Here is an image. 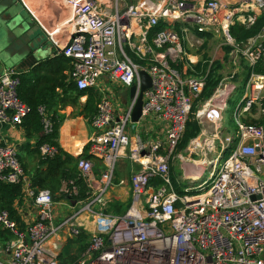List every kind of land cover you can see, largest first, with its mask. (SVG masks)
Masks as SVG:
<instances>
[{"label":"built area","instance_id":"1","mask_svg":"<svg viewBox=\"0 0 264 264\" xmlns=\"http://www.w3.org/2000/svg\"><path fill=\"white\" fill-rule=\"evenodd\" d=\"M67 3L70 14L62 26L70 36L61 56L69 60V79L78 91L105 86L97 94L86 145L102 169L96 174L92 160L78 161L87 195L77 201L64 199L72 212L55 219L51 193L33 188L16 147L0 142V183L20 185L22 199L36 212L33 221L21 226L8 211H0V231L7 233L0 264H60L61 235L86 237L73 264H264V22L243 47L229 36L235 24L249 29L264 19V0L235 5L221 0H162L137 6L124 0ZM159 21L169 24L151 35ZM175 22L185 26L176 29ZM197 34L230 38L232 54L239 58L233 65L240 68L242 61L249 75L232 110V131L206 161L208 181L194 186L188 179L191 185L179 194L169 166L206 86L207 75L187 73L185 64V43L191 48L201 43ZM140 72L151 86L143 92L141 116L133 123ZM20 74L14 68L0 70V124L20 127L29 112L18 95ZM132 86L135 94L130 97ZM113 88L128 95L123 109ZM37 111L43 135L52 133L48 109L41 105ZM150 122H159L160 131H150ZM38 153L45 160L57 150L43 144ZM123 158L131 167V200L123 214H114L107 212L108 192ZM60 193L70 198L78 190L63 184Z\"/></svg>","mask_w":264,"mask_h":264},{"label":"crops","instance_id":"2","mask_svg":"<svg viewBox=\"0 0 264 264\" xmlns=\"http://www.w3.org/2000/svg\"><path fill=\"white\" fill-rule=\"evenodd\" d=\"M95 1L103 2L104 0ZM185 1L188 4H197L204 0ZM221 1L230 5L251 2V0ZM140 2V0H136L134 5H140ZM161 2L162 0H153L151 4ZM69 14L67 0H0V29L8 26L10 20L12 28L14 25L18 29L13 34L6 31V33L0 35V70L14 68L20 73L30 76L34 69L41 66L42 68L38 70V73L40 76H46V80L59 77L63 67V63L59 61L62 59L61 49L66 45L70 36L68 29L62 25L68 19ZM167 23L169 24V22ZM194 37H200L204 41L218 39V37L208 34H205V37L198 35ZM65 66L67 70L63 73L69 81L70 63L68 62ZM47 67H52V69L45 73ZM57 81L61 83L60 78ZM102 89H105V86L100 83L99 88L96 89L97 91L93 92H96L97 96ZM121 91L123 90L113 88L112 93L121 97L118 93ZM86 100L87 95L77 99L74 93H63V89L58 87L51 107V112L57 113L62 120L58 131L59 147L73 158L83 154L92 134V128L87 121L89 115L85 112ZM117 104L119 109H123L120 104L124 106V101L117 100ZM154 128L155 132L160 131L161 124L150 122V131H154ZM0 142L9 143L16 147L25 176L31 181L34 173L39 168L38 154L34 151L37 137L27 138L21 127L0 124ZM91 160L94 163V170L98 174L102 169V164L92 157ZM198 170L197 168L194 169L195 174L199 173ZM129 172V160L126 158L120 159L115 169V186L108 192V202L122 203L121 198L130 195L128 204L130 203L129 176L127 179ZM187 178L196 182L199 180L191 177ZM119 181H123L124 184L119 186ZM58 205H67V203L65 201L63 203L59 202ZM11 210L12 216L18 219V223L23 226L35 218L36 212L33 207H30L29 203L22 199V191L19 198L12 202ZM9 213L11 214L10 211ZM61 236L65 238V235ZM3 244L4 242L0 241V246ZM0 257L2 256L0 255Z\"/></svg>","mask_w":264,"mask_h":264},{"label":"rangeland","instance_id":"3","mask_svg":"<svg viewBox=\"0 0 264 264\" xmlns=\"http://www.w3.org/2000/svg\"><path fill=\"white\" fill-rule=\"evenodd\" d=\"M135 1L136 0H124V3L130 6L134 5ZM140 1V5L151 4L153 2V0ZM230 38L232 37L230 36ZM230 38L219 37L213 40L208 39L209 41L202 40L201 43L198 42V44L194 45L192 48L187 42L185 43L187 47L185 59L187 73L192 70L190 73L207 75L205 79L206 84L208 81V86L204 88L199 103L191 110L187 129L192 134L188 138L186 137L187 133L183 135L182 141L175 150L174 160H172L169 166L170 177L173 178L172 184L175 190V185H178L180 188L179 191H181L190 186L191 183L195 182L194 186H197L203 181H208V169L204 173L202 179L197 182L192 181L190 183L187 174L190 169L194 170L197 168L200 170L201 161L213 159L215 157V154L211 155L213 148L217 150L220 141L232 131V110L240 99V96L237 97L232 106L230 105V100L233 99L238 89L244 90L248 80L249 70L244 63L242 64V61H240V68L233 65V60L237 59L239 61V58L238 55L232 54L233 48L231 47L232 41L230 42ZM247 40L240 43L241 47L246 44ZM189 41L190 43H194L195 39L191 37ZM234 73L235 75L232 77ZM225 90L227 94L222 96L223 94L221 93ZM94 93L96 94V92ZM118 93L121 97H118V95L116 96L120 99V102H125L127 98L126 93L124 91ZM120 105L124 108L122 104ZM228 155L229 152L224 155L221 163ZM133 169L136 170V168ZM129 173H131V171ZM128 176H130V174L127 175V179ZM192 193L197 194L198 192ZM125 197L126 198H121L122 203L118 202L123 210L128 206L130 195ZM58 200L59 198L57 197V200L54 201V216L55 219L62 220L71 214L72 209L69 205L59 206L58 203H63V200ZM112 202L113 201H111V203ZM62 241L63 246L59 255L64 251V248L67 249L68 245L72 244L71 240L69 242L68 238H63ZM69 247H71L72 254H77L78 245H76V241L73 246L70 245Z\"/></svg>","mask_w":264,"mask_h":264},{"label":"trees","instance_id":"4","mask_svg":"<svg viewBox=\"0 0 264 264\" xmlns=\"http://www.w3.org/2000/svg\"><path fill=\"white\" fill-rule=\"evenodd\" d=\"M263 22L264 19L261 17L257 21V23L249 29H246L245 27L235 24L230 28L229 34L233 38L235 43L237 44L243 43L247 39L256 36L260 32L263 26ZM166 26L167 23L163 21H159L157 26L151 29V35L162 31ZM173 26L176 29H179L180 27L185 25L175 22ZM197 35L205 37V34H197ZM59 61L60 63H63L62 73L59 75V77H56L53 80L52 79L46 80V76L39 75L38 70L42 68L41 66L34 69L30 73V76L25 75L23 73L20 74V85L18 88V95L19 98L29 108V112L24 117L20 127L24 130L27 138L37 137V142L34 151L38 154L39 168L36 170L33 177L31 178V186L33 188H36L37 190L48 189L52 195L53 201L57 200V197L59 198V200L65 199V200L77 201L79 199L81 200L84 199L87 195V188L84 182L82 181V179L80 178V174L77 169V163L80 159L91 160V156L88 155L87 153L88 151L87 146L85 147L83 154L76 158L71 157L70 155H68L67 153H65L60 149L58 144V131L62 120L60 119L59 115H57V113L51 112V107L53 104V99L56 95V88L58 87L63 89V93H68V92L71 94L74 93L77 99L81 98L84 95H87V100L85 103V112L87 113V115H89L87 117V121L88 123H90V119L95 112V108H96L95 106L98 100L96 94L93 91H88V92L78 91L74 83L69 79V76H68L69 81H67V77L64 75L63 72L67 70L65 65L68 64L69 60L62 57V59ZM50 69H52V67L51 68L47 67L45 73H47ZM58 78H60L61 83L60 81H57ZM207 86H208V81L205 88H207ZM241 93L242 90L238 89L233 99L230 100L231 106L235 103L237 97L241 96ZM41 105H44L48 109L51 115V120L53 122L52 133L48 135H43L42 133L41 118L37 111L38 107ZM188 123L186 125V129L184 132V134L187 133L186 136L187 138L190 137L192 134L187 129ZM43 144H48L56 148L57 153L55 154L54 157L45 160L41 159L38 153V148ZM171 179L173 181V178ZM69 183H72L73 185H70ZM159 183H160L159 180L152 181V184H159ZM63 184H66L68 188H71L72 186L77 188L78 195L70 198L63 196L60 193ZM175 188H176L175 191L177 193L182 194V190L179 191L180 188L178 185H175ZM20 195H21L20 185H9V184L0 183V211L1 210H6L8 212L10 211L11 212V214L9 213L10 216L13 219L17 220V222L18 219L12 216L13 214L11 210V204L16 198H19ZM126 209L123 210L121 209L118 203L112 202L107 212L114 214H123L126 211ZM6 235H7L6 232L0 231V241L2 243L5 242ZM85 238L86 237L82 235L79 239L76 240L69 239V242L71 240L72 244H69L67 249L64 248V251L61 252L60 255H58L57 260L59 261V263L73 264L79 258L80 253L85 248V244H84ZM75 241H76V245H78L77 247L78 252L77 254H72L71 247L69 246L70 245L73 246Z\"/></svg>","mask_w":264,"mask_h":264},{"label":"water","instance_id":"5","mask_svg":"<svg viewBox=\"0 0 264 264\" xmlns=\"http://www.w3.org/2000/svg\"><path fill=\"white\" fill-rule=\"evenodd\" d=\"M16 30H18V29H16L14 27V25H13V28H12L11 20H10V22L8 23V26H5L4 29H0V35L3 34V33H6V31L10 32V34H13L14 31H16ZM139 75H140V78H141L142 85H141L140 92H139V95H138V98H137V101H136V104H135V107H134V110H133V113H132V118L131 119H132L133 123H136L139 120L140 116H141L143 92L145 90L149 89L150 86H151L150 79L146 75V73L140 72ZM134 94H135V87L132 86L130 88V97H132ZM254 198L255 197H252V199H254Z\"/></svg>","mask_w":264,"mask_h":264},{"label":"bare ground","instance_id":"6","mask_svg":"<svg viewBox=\"0 0 264 264\" xmlns=\"http://www.w3.org/2000/svg\"><path fill=\"white\" fill-rule=\"evenodd\" d=\"M207 160V159H206ZM205 161V160H204ZM206 166V161L204 163H201L200 167H201V170H198L199 173L195 174V171L193 169H190L189 171V174H187V177H191V178H195V179H199L201 180L202 177H203V173H204V167ZM197 180V181H199Z\"/></svg>","mask_w":264,"mask_h":264}]
</instances>
